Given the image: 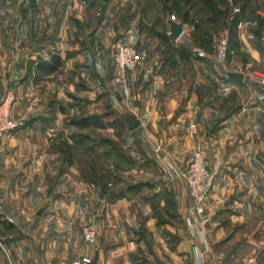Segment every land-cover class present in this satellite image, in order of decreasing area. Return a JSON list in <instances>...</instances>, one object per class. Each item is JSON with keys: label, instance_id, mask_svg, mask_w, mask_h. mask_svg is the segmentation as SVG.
Returning <instances> with one entry per match:
<instances>
[{"label": "rangeland", "instance_id": "obj_1", "mask_svg": "<svg viewBox=\"0 0 264 264\" xmlns=\"http://www.w3.org/2000/svg\"><path fill=\"white\" fill-rule=\"evenodd\" d=\"M222 8L225 17L217 21L215 17L206 13L204 0H179L175 7L170 3L164 4L162 0H0V100L9 91L15 96L11 105V116L21 123L13 131H21L27 127L28 110L24 103L28 98L43 97L45 103L54 102L52 100L62 99L68 93L73 94L75 86L81 82L93 87L91 94L92 103L95 105H85L84 109L81 106V109H77L78 112L72 111L69 107L61 108L63 115L59 114L62 118L60 125L66 120L75 124L74 120L81 118L83 114H90L88 111H94L96 113L91 114L98 116L96 122H91L85 127L75 124L76 131L73 126H69L61 135L55 138L53 135L47 137L45 149L47 152L49 150V153L44 161L46 169L33 170L31 173L39 178L38 183L41 177L47 179L50 182L48 186L36 184L25 186L24 183H19L16 187L13 180L19 175L22 177L23 171L17 172V169H13V172H9V168H3L6 170L4 173L0 171V180L5 179L3 185L0 181V259L8 261L13 255V251L5 245L20 236L12 234L13 228L24 229V226H29L33 228L32 231L35 228V231L40 232L45 222L48 228L55 222L52 219L55 214L62 216L61 201L66 202L75 190L70 185L71 179L80 180L88 185L92 184L89 179L100 173L108 178L112 183L108 186L113 189L125 186L127 183L131 184L130 182L133 181L131 176L128 177L129 179H124L125 170L121 168L118 170L112 166V163L119 166L132 164L133 157L128 154L130 141L125 133L126 131L132 133L135 129L129 130L126 122L120 120V115L123 114L121 105L125 100L123 90L127 87L129 79L127 72H121L115 65L114 46L117 41H129L144 54L143 65L132 70L136 76L141 70L147 69L150 71V76L158 71L163 82L170 80L172 82L170 76H174V79H177L174 81H178L187 73L190 88L188 97L192 94L197 97L198 102L202 100L213 102L209 107L213 108L214 114L219 113L221 116L236 114L242 110L244 104L249 105L252 101L264 104L262 81L264 79L262 44L264 0H226ZM236 8L240 13L239 21L232 37L235 44L229 52L227 49L232 43L230 42L232 23L229 16L235 13ZM168 19L182 22L188 27L196 25V28L174 40L169 34ZM9 22L14 26L8 27ZM163 34L170 36L171 39H163ZM222 40L226 41V49L224 56L219 58L217 46ZM173 48H180L186 54V58H181ZM34 50H40L44 56L47 52L55 50L62 52L66 59L68 57L73 59L69 58L70 60L67 61L68 71L60 69L58 73H44L37 76L42 78L49 75L47 83L43 84V90L31 86L29 89L23 86L19 90L8 87L7 79L11 73L9 70H12L10 63L13 60L10 52H17L18 56L21 53L24 57ZM84 52L87 57L80 54ZM28 59L33 60L34 57L28 56ZM78 62L82 64L88 62L91 66L93 62L97 72L88 75V70L85 69V72L82 71L85 74L81 75L82 69L78 71L80 68L76 66ZM223 69L243 73V81L240 84L227 83V75L221 72ZM99 78H102V81ZM136 80L133 79L130 84ZM224 83L230 86V90L226 93L221 90V85ZM70 97L69 104L72 107L76 101L73 100V95ZM259 110L260 114H264L263 106ZM110 116L113 118L112 121H109ZM75 132L96 140L83 141L75 146V141L70 137ZM106 139L116 142L119 150L123 149L127 158L123 160L117 154L102 155V152L109 148L107 142L102 141ZM78 146H91L92 150L83 154V147ZM2 149L8 150L6 145H2ZM37 149L40 151L39 148ZM45 149L43 147V151ZM19 158L23 166L25 159L23 156ZM16 162L17 157L10 163L12 168H17ZM183 167L179 166L176 169L182 170ZM120 177L122 182L119 183L117 180ZM179 178L184 180L182 177ZM59 180L62 182L60 183ZM124 182L125 184H122ZM99 183L94 185L98 194ZM87 185L80 188L84 201L82 208L85 212L80 215V219L74 218L70 226L71 232L81 243L91 245L96 240L97 230L93 219H88V209H92V199H89L90 191ZM261 191L264 201V185ZM40 205L51 207L45 216V222L36 215ZM263 222L264 220L259 226V220L254 221L247 227V230L254 233L240 237L241 240L253 237L254 242L245 241L235 247L234 244L227 245L228 247L223 251L220 248L215 250L214 253H220V258L214 264H264ZM91 223L95 225L93 242H89L85 236V228ZM42 237L44 236L38 234L36 242L41 243ZM50 245L49 247L57 251L61 241L53 240ZM40 251L43 250L39 247L38 252Z\"/></svg>", "mask_w": 264, "mask_h": 264}, {"label": "crops", "instance_id": "obj_2", "mask_svg": "<svg viewBox=\"0 0 264 264\" xmlns=\"http://www.w3.org/2000/svg\"><path fill=\"white\" fill-rule=\"evenodd\" d=\"M13 26L9 22L8 27ZM40 50L27 53L24 57L21 53L18 56L17 52H10L13 60L7 79L8 87L19 90L23 86L26 89L31 86L43 90L49 75L37 77L28 56L47 59L51 54H59L64 60L63 65L54 73L60 69L68 71L67 61L73 57L66 59L62 52L55 50L44 56ZM80 54L88 56L85 52ZM77 65L80 68L78 71L82 69L81 75L85 74V69L88 75L97 72L93 62L92 66L88 62H78ZM126 72L129 81L123 90L125 100L121 105L123 114L120 120L125 123L126 117L132 115L139 120V125L134 132L125 133L130 141L128 154L133 157V164L125 170L124 179L131 176V184L142 186L126 192L122 197L111 198L106 192L100 191L98 194L93 184L71 179L70 185L75 190L66 202L61 201L62 216L52 215L55 222L52 221L48 228L45 216L51 207L40 205L36 215L45 222L44 228L40 232L35 231V228L32 231L33 228L29 226H24V229L13 228L12 234L20 236L5 244L13 251V255L8 261L0 259V264H89L95 254L98 255L97 264H214L220 258V253H214L215 250L220 248L223 251L231 244L235 247L245 241L254 242L253 237L245 240L240 237L253 234L247 227L257 220L260 226L264 220L261 194L264 185V114L259 112L264 104L252 101L249 105L244 104L236 114L221 116L219 113L214 114L213 108L209 107L213 102H198L192 94L188 97L190 88L187 73L178 81L170 76L172 82H163L158 71L151 76L147 69L141 70L137 76L134 71ZM133 79L137 80L130 84ZM99 80L102 81V78ZM92 88L81 82L75 86L73 94L68 93L62 99L52 100L54 102L45 103L43 97L26 100L27 127L21 131H11L4 137L3 145L8 150H3L0 156L1 173L7 168L9 172H13V169L23 171L22 177L19 175L14 178V186L17 187L19 183L25 186L50 184L43 177L38 183L39 178L31 172L46 169L44 161L49 153L45 149L47 137L53 135L55 138L67 131L66 127L69 126L77 130L76 123L72 124L70 120L65 121L68 124L63 122L60 125L63 115L61 108L69 107L78 112L81 106L82 109L85 105L90 106L93 104ZM70 95L76 101L72 107L69 104ZM112 119L110 116L109 121ZM76 121L79 123L81 118H76ZM157 143L168 152L175 167H183L198 148L206 152L207 166L215 172V178L206 204L208 222L200 236L184 223L190 204L187 184L173 170L163 172L158 155L153 153V146ZM22 156L25 159L23 166L19 158ZM16 157L17 168H12L10 163ZM0 181L3 185L5 179ZM86 185L93 203L89 200L92 209H88V219H93L97 230L96 240L91 245L81 243L71 232L70 226L74 218H79L85 212L80 188ZM163 189L172 192L174 202V216L163 213L170 220L169 223H158L160 216L148 199L150 194H157ZM156 201L160 206L164 204L162 196ZM38 234L44 236L41 243H38V239L36 242ZM53 240L61 241L57 251L49 247ZM39 247L43 251L38 252ZM81 257L85 259L81 260Z\"/></svg>", "mask_w": 264, "mask_h": 264}, {"label": "built area", "instance_id": "obj_3", "mask_svg": "<svg viewBox=\"0 0 264 264\" xmlns=\"http://www.w3.org/2000/svg\"><path fill=\"white\" fill-rule=\"evenodd\" d=\"M234 11L238 12L239 9L236 8ZM172 19H174V17H172ZM238 26L240 27V24ZM193 29L194 25L188 27L186 24H183L182 34H188ZM262 44L264 49V36L262 37ZM114 47L115 65L121 72L132 71L143 65L144 54L140 53L129 41H117ZM225 49L226 41L222 40L217 46L219 58L224 56ZM262 81L264 83V79ZM221 90L224 93L228 92L230 90L229 84H222ZM14 98L13 92L9 91L0 100V155L3 151L2 145L4 137L15 130L21 123L14 120L11 116V105ZM154 152L158 155L163 172L173 170L177 176L184 178L190 197V204L187 207L184 221L187 226L193 229L195 234L200 236L205 224L208 222L206 204L215 178V172L207 166L205 150L201 148L196 149L182 170H177L175 165L171 163L168 152L160 143L155 144ZM94 227L95 225L91 223L85 228V236L89 242L94 241L96 228ZM194 252L196 254L195 246Z\"/></svg>", "mask_w": 264, "mask_h": 264}, {"label": "trees", "instance_id": "obj_4", "mask_svg": "<svg viewBox=\"0 0 264 264\" xmlns=\"http://www.w3.org/2000/svg\"><path fill=\"white\" fill-rule=\"evenodd\" d=\"M207 10L206 13H208L210 16L215 17V20L219 21L220 19L225 17V11L222 8L223 6H225L226 4V0H204ZM162 2L164 4L170 3L172 7H175L179 0H162ZM240 13L235 12L233 15H230L229 18L231 17V23H232V28H230V42L231 45L230 47L227 49V51H231L233 45L235 44V42H233V36H234V29L239 21V15ZM196 28V25H194V29ZM161 35V34H160ZM163 39H171L170 36H167L165 34H163L162 36ZM165 42V40H164ZM202 47V45H201ZM175 53H177L181 58H186V54L180 49V48H173ZM229 51V52H230ZM30 61V65H32L36 71V76H39L41 74H49V73H53L55 71H57L60 67H62L63 65V59L59 54H51L49 56V58L47 59H43L40 57H34L33 60H29ZM226 82L227 83H236V84H240V82L234 81L228 77H226ZM96 118H98V116L96 114H83V116L81 117V123H78L76 121V119L74 120L76 122V124H79V126L81 125L82 127H85L87 125H89L91 122H96ZM121 124V122H120ZM78 132H75L73 134H71V138L73 139V141H75V146L80 145L83 141H92L94 142L96 139H92L90 138V136L88 135H84V134H77ZM105 143L107 142V144L109 145V148L105 151L102 152V155H107V156H112L114 154H117V156H119L121 159H126V154L124 152L123 149L118 148L117 143L116 142H112L113 140L111 139H106V140H102ZM80 148H82L83 150V154L86 152H89L92 150L91 146H78ZM120 151V152H118ZM116 152V153H115ZM133 164V163H132ZM116 165V164H115ZM113 165L114 168L118 169L121 168L122 170H126L128 168V166H119V165ZM130 165V164H129ZM104 173H106V170H104ZM110 175V173L108 172V176ZM91 177V176H90ZM107 180L106 182H104L105 180ZM93 185L98 184V182H100V191L106 192V194L108 196H110L111 198L113 197H122L125 195L126 192H130V191H135L137 188L141 187L142 184H129L127 183L125 186H122L120 188H109V184L112 185V183L110 181H108V178L104 177L103 174H95L94 177H92V179H89ZM119 183L122 182L121 177L117 180ZM122 184H125L122 183ZM111 189V190H110ZM162 196L164 199V204L162 206L159 205V203L156 201V199L158 197ZM148 199L151 201L152 203V207L154 209V211H156V214H158L160 217V219L158 218V223L162 222V223H169L170 220L167 219L164 216V212L172 217L174 216V202L172 199V192L168 191L167 189H163L162 192L159 193H154V194H150L148 196Z\"/></svg>", "mask_w": 264, "mask_h": 264}, {"label": "water", "instance_id": "obj_5", "mask_svg": "<svg viewBox=\"0 0 264 264\" xmlns=\"http://www.w3.org/2000/svg\"><path fill=\"white\" fill-rule=\"evenodd\" d=\"M167 25L169 28V34L172 36L174 40H177L183 32V23L168 19ZM222 73L226 74L228 78L234 81H237V82H242L244 78V75L241 72H231V71H226L223 69ZM126 125L129 130H133L139 125V120L132 115H128L126 117ZM38 213H40V211H38ZM97 258H98V255L95 254L93 259L89 262V264H97Z\"/></svg>", "mask_w": 264, "mask_h": 264}]
</instances>
